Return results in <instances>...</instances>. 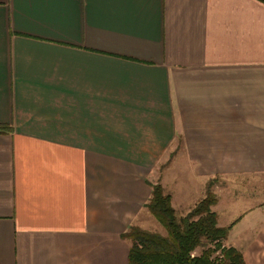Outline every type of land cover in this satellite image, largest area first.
I'll return each instance as SVG.
<instances>
[{
    "label": "crops",
    "instance_id": "1",
    "mask_svg": "<svg viewBox=\"0 0 264 264\" xmlns=\"http://www.w3.org/2000/svg\"><path fill=\"white\" fill-rule=\"evenodd\" d=\"M0 124V264H128L151 183L218 176L264 264V0H0Z\"/></svg>",
    "mask_w": 264,
    "mask_h": 264
},
{
    "label": "trees",
    "instance_id": "2",
    "mask_svg": "<svg viewBox=\"0 0 264 264\" xmlns=\"http://www.w3.org/2000/svg\"><path fill=\"white\" fill-rule=\"evenodd\" d=\"M212 181L205 196L186 212L177 211L161 181L151 183L145 206L165 232L131 223L122 233L130 242L128 264H247L242 250L227 242L232 224H219Z\"/></svg>",
    "mask_w": 264,
    "mask_h": 264
},
{
    "label": "rangeland",
    "instance_id": "3",
    "mask_svg": "<svg viewBox=\"0 0 264 264\" xmlns=\"http://www.w3.org/2000/svg\"><path fill=\"white\" fill-rule=\"evenodd\" d=\"M153 177L155 180L159 177V171H155L153 173ZM224 178L218 176L213 178V181L211 183V188L213 189L217 183H220ZM212 180V179H211ZM261 185L264 188V177L260 180ZM141 227L148 228L151 230L161 231L165 232V228L159 223V221L151 214L150 211H144L140 214V218L137 220V222Z\"/></svg>",
    "mask_w": 264,
    "mask_h": 264
}]
</instances>
